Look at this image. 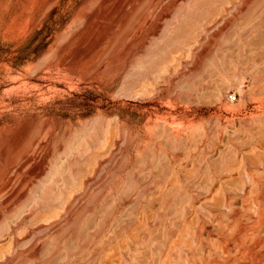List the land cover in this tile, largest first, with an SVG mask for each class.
Wrapping results in <instances>:
<instances>
[{
	"label": "rangeland",
	"instance_id": "rangeland-1",
	"mask_svg": "<svg viewBox=\"0 0 264 264\" xmlns=\"http://www.w3.org/2000/svg\"><path fill=\"white\" fill-rule=\"evenodd\" d=\"M89 1L0 0V264H264V0Z\"/></svg>",
	"mask_w": 264,
	"mask_h": 264
},
{
	"label": "bare ground",
	"instance_id": "bare-ground-1",
	"mask_svg": "<svg viewBox=\"0 0 264 264\" xmlns=\"http://www.w3.org/2000/svg\"><path fill=\"white\" fill-rule=\"evenodd\" d=\"M92 1V0H91ZM89 1L86 5H85V7L83 8V10L80 12V14H77L79 17H78V21L80 22L81 20H82V18H83V16H85V14L86 13H90V12H92L94 9H95V11H98V10H106L105 8H104V5L109 1V0H101V2L98 4V1H97V3L96 4H94L95 2H96V0L95 1ZM133 1L134 0H124V2H121V3H118V1L117 0H115L114 1V4H112V5H109L108 7V9L106 10V11H110V10H113V9H115V8H118L119 7V9L118 10H116L114 13H113V15L112 14H108L109 16H108V19L109 18H111V16L113 17V18H115V19H120L121 17H120V15H121V13H120V11L121 12H123V11H125V7H129V6H131L132 4H134L133 3ZM120 7H122V8H120ZM105 12V11H104ZM76 15V16H77ZM134 16H135V10H133L132 12H130L129 13V15H128V17H127V19L125 20V24H131L132 22H133V18H134ZM102 18H105V17H102ZM76 19V18H75ZM73 22V21H72ZM74 22H76V21H74ZM74 22H73V24H74ZM76 24H77V22H76ZM102 24V23H101ZM70 25H72V23L70 24ZM68 26V28H67V30H76V28L74 27H72V26ZM75 25V24H74ZM102 25H104V24H102ZM125 26V25H124ZM72 29H71V28ZM119 27V25H117V24H113V23H108L107 24V30L108 31H106V32H104V33H99V32H91L92 31V27H90V29H89V31H87L85 34H84V36H82V40L81 41H79L78 42V45H77V47L75 48V50L74 51H72V52H70L71 54H69L70 55V59H71V61L72 60H78V58H80V59H82L81 58V56L82 55H84L86 52L87 53H90V52H93L97 47H100L101 46V44H102V42L106 39V38H108L110 35H112V33L114 32V30H116V28H118ZM126 27V26H125ZM123 28V29H121V33H124L126 30V28ZM70 28V29H69ZM122 28V27H121ZM180 29V28H179ZM67 30H64V33H65V31L67 32ZM181 30V29H180ZM185 30V29H184ZM177 32V31H176ZM178 32H180L179 30H178ZM63 33V34H64ZM184 33H186V32H184ZM67 34H68V32H67ZM72 34H74V32H72L71 34L69 33L68 35H61V38L64 36H66L67 38H68V36L69 35H71V36H69V38H73L72 37ZM120 34V33H119ZM176 34V33H175ZM183 34V33H182ZM76 35V34H75ZM177 35H179V34H177ZM176 35V36H177ZM189 35V34H188ZM187 35V36H188ZM108 36V37H107ZM174 36V35H173ZM181 36V35H180ZM65 37V38H66ZM178 37V36H177ZM133 38H137V33H135L134 35H133ZM181 38V37H180ZM118 39H120V37H119V35L115 38V40H114V42L112 41V43L110 44V46H109V48H108V50H107V52H106V55L108 56V55H110V54H112L113 52H114V50L116 49V45L114 44V43H116L117 42V40ZM186 39V38H185ZM184 39V40H185ZM63 41V43L64 42H66V40L65 39H62ZM69 40V39H68ZM67 40V41H68ZM176 40V39H175ZM180 40V42L179 43H181V39H179ZM178 39H177V41H179ZM62 42L60 43V45L62 44ZM186 42V41H185ZM180 45V44H179ZM182 46H183V43L181 44ZM185 45V44H184ZM76 46V45H75ZM186 46V45H185ZM187 46H188V44H187ZM60 47H62V45L60 46ZM59 47V48H60ZM188 48H190V47H188ZM131 49V48H130ZM58 50H60V49H58ZM57 50V51H58ZM56 51V52H57ZM129 51V50H128ZM126 52L123 56H122V60L124 59L125 60V58H126V56L129 54V52ZM192 51V50H191ZM54 52V51H53ZM53 52H51L52 54H53ZM55 52V53H56ZM192 53V52H191ZM201 54V53H200ZM89 55V54H88ZM104 56V55H103ZM251 56V55H250ZM49 57V56H48ZM86 57H87V55H86ZM109 57V56H108ZM258 57V56H257ZM102 59L101 60H103L105 57H101ZM254 58V57H253ZM69 59V60H70ZM107 59V58H106ZM222 59V58H221ZM256 59V58H255ZM101 60H99L98 62H99V64H100V61ZM105 60V59H104ZM103 60V61H104ZM219 60V59H218ZM217 60V61H218ZM70 61V62H71ZM103 61H101V63L103 62ZM217 61H216V63H217ZM224 61V60H223ZM222 61V62H223ZM77 62V61H76ZM214 62V61H213ZM215 63V62H214ZM219 63V62H218ZM217 63V64H218ZM229 64V63H228ZM69 65V64H68ZM97 65H98V63L96 64V67L95 68H97ZM117 65V64H116ZM120 65V64H119ZM118 65V66H119ZM225 65H226V63H225ZM198 66V65H197ZM199 67V66H198ZM198 67H197V69H196V71L198 70ZM220 67V66H219ZM225 68V67H224ZM93 69V68H92ZM148 69V68H147ZM146 69L144 68V71H145ZM191 70V69H190ZM216 70V69H215ZM202 70H200V72H201ZM217 71V70H216ZM199 72V73H200ZM183 73V72H182ZM198 72H197V76H198V74H199ZM181 75V74H180ZM132 76V75H131ZM182 77H183V75H182ZM187 77V76H186ZM195 78V77H194ZM173 79V78H172ZM198 79V78H197ZM195 80V79H194ZM127 81V80H126ZM125 81V82H126ZM134 81V80H133ZM131 82V81H130ZM130 85H131V83H130ZM132 85H134V84H132ZM126 86V85H125ZM50 133H51V130L49 131ZM114 137V136H113ZM108 142V141H107ZM106 141H105V143L104 144H101V145H105V147H106ZM113 146H114V150H120L121 149V147H120V143H119V140H117L116 138L113 140ZM97 147V146H96ZM101 148V147H100ZM99 148V149H100ZM103 148H104V146H103ZM107 148V147H106ZM105 149V148H104ZM97 150V149H96ZM98 152V151H97ZM101 152H103V151H101ZM107 152H109V151H107ZM105 155V154H104ZM259 155H262L261 153H259ZM259 155H258V158H259ZM263 156V155H262ZM93 159H94V163L92 164L91 163V160H92V157L91 156H88V157H86L85 159H82L83 160V167L81 168V170H80V173H81V178H79V179H77L78 178V176H77V171H78V168H77V171H76V169H75V171H72V170H70L69 169V173L67 174V173H65L64 175L66 176H64L65 178H66V180L68 181V179L71 181V182H73V184L76 186V184H78V185H81V186H85V185H88L89 184V182H90V180H91V178H90V176L92 175V173H96L97 172V170H99V168H101V167H103V165L106 163V161L103 159V154H100V152L99 153H96L95 154V158L93 157ZM93 162V161H92ZM78 163V162H77ZM78 165V164H77ZM76 165V166H77ZM70 166V165H69ZM80 168V167H79ZM67 172V171H66ZM62 174V173H61ZM67 174V175H66ZM63 175V174H62ZM262 175H264V174H262ZM67 176H68V179H67ZM72 178V179H71ZM61 180H62V178H61ZM64 180V179H63ZM259 180L261 181V182H264V176H262V177H260L259 178ZM62 182V181H61ZM66 182V181H65ZM69 182V181H68ZM64 186H65V184H64ZM67 186H68V184H67ZM68 187H70V186H68ZM72 187V186H71ZM70 187V188H71ZM45 196L43 195V198H44ZM49 198H50V196H49ZM46 200V199H45ZM44 200V201H45ZM263 200H264V195H263ZM41 202V203H38V205H37V209H38V211L40 210H42V211H44L45 209H48V211H51L52 210V208H50V207H52V204H50V203H46V201L45 202ZM259 227H262L263 229H264V223H263V221L261 220V219H258L257 221H256V223H254V228L255 229H257V228H259ZM264 236V235H263ZM14 242H17V243H20L19 241H15L14 240ZM11 244V243H10ZM14 244V243H13ZM262 248L264 249V242H263V245H262Z\"/></svg>",
	"mask_w": 264,
	"mask_h": 264
},
{
	"label": "built area",
	"instance_id": "built-area-1",
	"mask_svg": "<svg viewBox=\"0 0 264 264\" xmlns=\"http://www.w3.org/2000/svg\"><path fill=\"white\" fill-rule=\"evenodd\" d=\"M230 99H231V100H235V99H236L235 94L231 95V96H230Z\"/></svg>",
	"mask_w": 264,
	"mask_h": 264
}]
</instances>
